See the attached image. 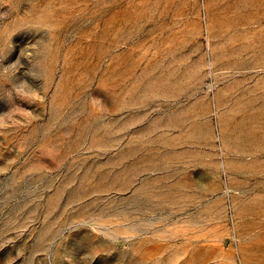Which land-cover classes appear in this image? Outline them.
Returning a JSON list of instances; mask_svg holds the SVG:
<instances>
[{"label": "rangeland", "instance_id": "obj_1", "mask_svg": "<svg viewBox=\"0 0 264 264\" xmlns=\"http://www.w3.org/2000/svg\"><path fill=\"white\" fill-rule=\"evenodd\" d=\"M0 264H264V0H0Z\"/></svg>", "mask_w": 264, "mask_h": 264}]
</instances>
